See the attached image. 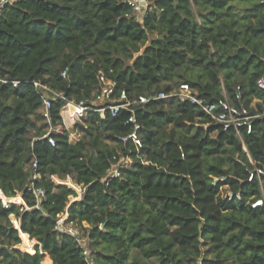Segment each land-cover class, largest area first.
<instances>
[{
  "label": "trees",
  "instance_id": "trees-1",
  "mask_svg": "<svg viewBox=\"0 0 264 264\" xmlns=\"http://www.w3.org/2000/svg\"><path fill=\"white\" fill-rule=\"evenodd\" d=\"M0 67L10 81L0 82V189L30 207L0 198V264H43L46 255L87 264L73 236L56 229L65 212L98 264H264V207L223 199L212 183L226 175L244 200L262 195L233 130L190 100L151 99L134 107L141 146L124 140L134 128L127 108L90 111L75 123L83 134L73 143L64 100L53 101L48 121L33 83L86 103L100 93L101 71L131 100L189 83L208 101L226 93L239 105L240 87L241 102L255 111L258 99L260 110L264 0H149L141 20L125 0H17L0 11ZM253 124L244 142L264 168V116ZM51 126L60 127L54 145L44 137ZM122 157L131 165L104 180ZM35 160L36 185L46 190L40 209L27 189ZM68 179L83 188L79 199ZM11 215L24 240L38 241L35 253L19 248Z\"/></svg>",
  "mask_w": 264,
  "mask_h": 264
},
{
  "label": "built area",
  "instance_id": "built-area-1",
  "mask_svg": "<svg viewBox=\"0 0 264 264\" xmlns=\"http://www.w3.org/2000/svg\"><path fill=\"white\" fill-rule=\"evenodd\" d=\"M17 0H0V11L6 5H12ZM125 2L132 8L134 15L138 18L141 14H144L149 0H125ZM139 19V18H138ZM67 69L63 71V76H67ZM99 81H100V93L92 99L89 103L85 101H77L75 98H69L66 96L65 92L62 90H55L50 85L42 83L40 81L34 80L33 83L36 86L38 92L43 98L44 102V117L50 121V108L53 104V101L64 100V103L61 108V116L63 118L64 125L69 130V124H75L76 122H82L84 118L87 117L88 113L92 110L99 111L102 115L105 114L107 110L111 111L113 114L118 113L122 108H127L132 111V114L129 118V122L134 124L133 130L130 134L124 138V140L130 139L137 146L142 145V141L139 135V129L141 128V124L137 121L134 107L136 105L145 103L150 101L151 99H170V98H179L181 100H190L192 102L197 103L201 109L208 115L213 122L222 126L224 130H233L238 138H240L243 142L244 149L247 151L249 162L251 166L248 167V171L250 176L248 178L249 181L257 178L261 184V192L262 195L259 197L252 196L247 200H244V194L241 188L233 189L230 183L227 182L228 176H212V183L214 186L218 187V194L223 199L233 202H245V204L251 205L253 208L264 207V168L256 165L252 156L248 152L247 146L244 142V134L252 133L254 129V120L258 117L264 116V108L258 109L256 105H252L255 108V111H251L250 107L244 105L242 101V94L240 91V87L237 88V101L239 105L235 104L229 96L224 93V97L218 99L217 101H208L206 97H199L196 93V90L189 83H182L176 89H174L171 93L160 92L157 94H153L151 96L141 95L139 98L131 100L128 98L127 93L122 91L118 96L116 95V82L110 80L106 77L104 72L99 73ZM0 82L8 83L10 82L4 77L3 70L0 67ZM14 87H17L19 81H11ZM258 85L261 89L264 90V75H262L258 79ZM259 101L258 99H256ZM60 127H50V130L44 135L47 137L48 141L54 145L55 137L51 134V132H58ZM242 164H246L244 161L240 160ZM131 165V159L129 157H122L119 161L113 164V166L108 170L107 174L104 176V180H108L112 177L118 176L120 174V169L124 167H129ZM38 162L35 160L33 162V172L30 178V181L27 185V189L33 193L36 199V204L34 207L40 209L41 202L46 196V190L42 186L36 185V181L41 178V175L35 170L37 168ZM66 182V181H65ZM68 183V182H66ZM69 184V183H68ZM71 185V184H70ZM74 188V183L72 184ZM77 190V188H76ZM83 191V189H82ZM79 194V193H78ZM21 197L20 205H23L26 209L30 207L24 201L23 197ZM18 197V196H16ZM0 198L6 206L13 201L7 197L2 190L0 189ZM14 198V197H13ZM75 198V197H72ZM71 198V199H72ZM22 210L24 208H21ZM69 213L65 212L60 216L57 220L56 229L61 232L69 233L73 236L78 245L82 248V254L84 255L87 264H98L96 258L94 256V252L90 248V239L88 235L81 229L78 225L68 223ZM20 230L21 236L24 233L21 230L20 225L17 227ZM30 237V236H29ZM23 238V237H22ZM35 247V239H32ZM23 242V240H22ZM19 248L23 251L27 249L24 246H19ZM36 251V249H35ZM43 253L44 251L41 250Z\"/></svg>",
  "mask_w": 264,
  "mask_h": 264
},
{
  "label": "rangeland",
  "instance_id": "rangeland-1",
  "mask_svg": "<svg viewBox=\"0 0 264 264\" xmlns=\"http://www.w3.org/2000/svg\"><path fill=\"white\" fill-rule=\"evenodd\" d=\"M143 15L144 14H141L138 18L141 20L142 19V17H143ZM258 101L255 99L253 102H252V105H256V103H257ZM73 126H74V129H73ZM76 126H75V124H69V129H70V141L71 142H76L81 136H82V132L79 130V129H76L75 128ZM66 182H68L69 184H73L74 182L72 181V180H70V179H68ZM75 185V184H74ZM75 187L77 188V191H78V193H79V195L77 196V197H75V198H72L71 200H75V199H79L80 198V196H81V194H82V187L81 186H78V185H75ZM20 197V196H19ZM21 198V197H20ZM13 203H16V204H20L22 201L21 200H19V201H12ZM11 220H12V222H13V224L16 226V227H18V225H20V222H19V218L16 216V215H11ZM86 226H88V224L86 223L85 224ZM21 238H22V236H21ZM30 238V237H29ZM22 240H23V238H22ZM32 240V239H31ZM26 241V240H25ZM36 241V240H35ZM21 247L22 246H24V240H23V242L21 243V245H20ZM33 249H34V252H30L29 250H26L27 252H30V253H35V247L33 246ZM47 258H50L48 255H46V257H45V259H44V261H43V264H45V262H46V260H47ZM155 264V263H154Z\"/></svg>",
  "mask_w": 264,
  "mask_h": 264
},
{
  "label": "bare ground",
  "instance_id": "bare-ground-1",
  "mask_svg": "<svg viewBox=\"0 0 264 264\" xmlns=\"http://www.w3.org/2000/svg\"><path fill=\"white\" fill-rule=\"evenodd\" d=\"M11 200H13V201H16V200H21V198L20 197H12V198H10ZM24 240V239H23ZM26 240V239H25ZM24 240V247L27 249V250H29L30 252H34V249H33V246H34V242L31 240V238H29L28 240H26L25 241ZM48 260H49V258H47V260H46V262H45V264H49L48 263Z\"/></svg>",
  "mask_w": 264,
  "mask_h": 264
},
{
  "label": "crops",
  "instance_id": "crops-1",
  "mask_svg": "<svg viewBox=\"0 0 264 264\" xmlns=\"http://www.w3.org/2000/svg\"><path fill=\"white\" fill-rule=\"evenodd\" d=\"M73 129H74V126H73ZM69 131H70V129H69ZM49 256V255H48ZM50 260H51V264H53V261H52V259L51 258H49Z\"/></svg>",
  "mask_w": 264,
  "mask_h": 264
},
{
  "label": "water",
  "instance_id": "water-1",
  "mask_svg": "<svg viewBox=\"0 0 264 264\" xmlns=\"http://www.w3.org/2000/svg\"><path fill=\"white\" fill-rule=\"evenodd\" d=\"M35 243H38V241H36Z\"/></svg>",
  "mask_w": 264,
  "mask_h": 264
}]
</instances>
